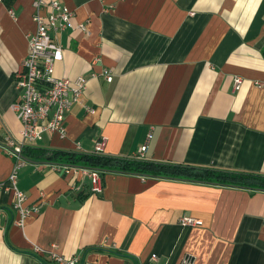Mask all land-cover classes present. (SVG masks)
<instances>
[{
    "label": "crops",
    "instance_id": "crops-1",
    "mask_svg": "<svg viewBox=\"0 0 264 264\" xmlns=\"http://www.w3.org/2000/svg\"><path fill=\"white\" fill-rule=\"evenodd\" d=\"M62 1L75 17L57 37L55 76L85 77L93 110L74 104L65 138L26 145L18 188L38 209L24 226L0 188V264H54V252L80 255L79 264H180L186 253L194 264H264V190L100 171L95 193L83 167L36 149L94 153L107 136L103 155L264 175V0ZM8 2L0 0V183L15 161L5 137L21 128L14 75L36 28L33 0ZM183 216L202 225L184 227Z\"/></svg>",
    "mask_w": 264,
    "mask_h": 264
},
{
    "label": "built area",
    "instance_id": "built-area-1",
    "mask_svg": "<svg viewBox=\"0 0 264 264\" xmlns=\"http://www.w3.org/2000/svg\"><path fill=\"white\" fill-rule=\"evenodd\" d=\"M33 20L36 28L28 34V52L21 66L16 71L15 84L21 90V99L12 104L11 109L16 113L21 123L19 137L8 134L3 144L4 151L15 159L12 171L7 181L0 183V188L12 192L13 209L17 210L20 218L16 224L25 225L27 217L38 209L24 203L27 194L18 188L20 169L25 165L24 149L28 143L41 141L47 134H58L61 138L67 136L66 113L76 103H81L89 111L93 108L86 105L84 94L87 89V79L78 77H56L55 65L64 59V48L57 40L58 35L72 27L75 11L62 0H33ZM14 16L13 9L10 10ZM85 28L84 25H80ZM102 74L108 81L113 80L111 69L104 68ZM243 77H234V88L239 90ZM258 85L262 86V83ZM108 137L102 136L95 145L94 153L102 154ZM148 145L142 147L145 152ZM92 183L91 190L95 193L103 191V179L98 169L83 168ZM2 209L0 208V214ZM181 225L184 227L202 225V221L183 216ZM37 252H42L36 247ZM52 258L54 264H79L81 256L64 257L56 252ZM156 259L157 255H153ZM195 257L186 253L180 264H194Z\"/></svg>",
    "mask_w": 264,
    "mask_h": 264
},
{
    "label": "trees",
    "instance_id": "trees-1",
    "mask_svg": "<svg viewBox=\"0 0 264 264\" xmlns=\"http://www.w3.org/2000/svg\"><path fill=\"white\" fill-rule=\"evenodd\" d=\"M8 1L5 0L9 4ZM36 149L41 153L37 157H48L49 159H54L57 163L65 165L94 168L99 171L137 173L155 177H185L224 185L231 184L244 188L264 190V175L262 174L194 167L139 158L113 157L97 153H80L44 148ZM27 150L30 149L26 146L24 152Z\"/></svg>",
    "mask_w": 264,
    "mask_h": 264
},
{
    "label": "water",
    "instance_id": "water-1",
    "mask_svg": "<svg viewBox=\"0 0 264 264\" xmlns=\"http://www.w3.org/2000/svg\"><path fill=\"white\" fill-rule=\"evenodd\" d=\"M25 157V156H24ZM26 158V157H25Z\"/></svg>",
    "mask_w": 264,
    "mask_h": 264
}]
</instances>
